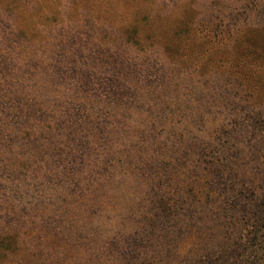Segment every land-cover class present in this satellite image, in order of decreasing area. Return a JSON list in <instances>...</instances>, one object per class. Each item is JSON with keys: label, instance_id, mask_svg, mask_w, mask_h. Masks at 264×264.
<instances>
[{"label": "rangeland", "instance_id": "obj_1", "mask_svg": "<svg viewBox=\"0 0 264 264\" xmlns=\"http://www.w3.org/2000/svg\"><path fill=\"white\" fill-rule=\"evenodd\" d=\"M0 49V264H264V0H0Z\"/></svg>", "mask_w": 264, "mask_h": 264}, {"label": "trees", "instance_id": "obj_2", "mask_svg": "<svg viewBox=\"0 0 264 264\" xmlns=\"http://www.w3.org/2000/svg\"><path fill=\"white\" fill-rule=\"evenodd\" d=\"M45 19H50V16H46V18ZM30 25H32V24H30ZM30 25H29V27H30ZM42 26H46V24H42L41 23V27ZM52 26H54L55 27V25H52ZM14 34L19 40H22V41H20V42H22L24 45H25V49H27V51L28 52H31L32 50H33V47H36V48H38V50H39V48H43V52L45 53V54H48L50 51H52L51 50V47L53 46V45H51V43L53 42V40H54V36L52 35V36H50L49 35V37L50 38H47L45 35H39V37L37 38V40L35 41V38L36 37H34V36H32L31 34L29 35V32H28V30H27V28H26V26L25 27H20V28H18L15 32H11V34ZM32 39V40H31ZM14 41H16V39H15V37H14ZM18 41V40H17ZM64 41H66V40H64ZM69 42L72 44L73 42H74V40L71 38L70 40H69ZM21 44V43H20ZM16 45V44H15ZM60 47H61V52H59V57L60 56H62V54H67V53H70L71 52V49H70V45H68V46H66V44L65 43H63V41L62 42H60ZM14 48H15V46H14ZM17 48H19V46L18 47H16L15 49H17ZM20 49H21V45H20ZM53 49V51L56 53H58V51H59V48H57V47H53L52 48ZM0 51H2V49H0ZM12 65H14L15 67H21L23 64H21L20 62H16V61H14V62H12L11 63ZM27 73H29V74H32L31 73V71H29V72H26V75H27ZM60 85V84H59ZM60 90H62V86H59L58 87V91L60 92ZM15 102H13V103H11L10 105H12V107H11V112H10V114L12 115V114H17V113H20V111H19V108H18V111H16V109H15V107H18V103H16V100H14ZM35 105V104H34ZM34 105H31L30 106V109L32 108V107H34ZM40 106V105H39ZM28 108V106L25 108V110ZM30 109H28L27 111H25V113H23V114H26V115H30L29 114V110ZM40 109L42 110L43 108L40 106ZM24 111V110H23ZM32 115V114H31ZM32 134H36V133H33V132H30L27 136H30V135H32ZM0 237H2V234H0ZM4 241V239H1V243Z\"/></svg>", "mask_w": 264, "mask_h": 264}]
</instances>
